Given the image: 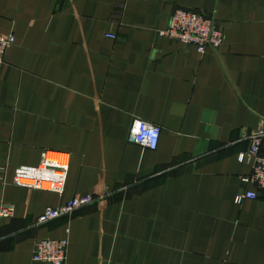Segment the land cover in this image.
I'll return each instance as SVG.
<instances>
[{"label":"crops","instance_id":"crops-1","mask_svg":"<svg viewBox=\"0 0 264 264\" xmlns=\"http://www.w3.org/2000/svg\"><path fill=\"white\" fill-rule=\"evenodd\" d=\"M178 9L214 16L221 48L161 36ZM0 34V264L64 239L66 264H264V190L239 159L264 123V0H0ZM137 120L155 151L128 141ZM45 152L71 158L63 194L13 186Z\"/></svg>","mask_w":264,"mask_h":264},{"label":"built area","instance_id":"built-area-1","mask_svg":"<svg viewBox=\"0 0 264 264\" xmlns=\"http://www.w3.org/2000/svg\"><path fill=\"white\" fill-rule=\"evenodd\" d=\"M161 36L175 40L181 44L193 46L199 54L209 50H219L224 43L222 30L214 16L204 15L184 9H178L171 17L168 27L161 32ZM106 38L116 40L114 34ZM15 43L14 35L0 34V65L5 63L6 55ZM162 130L160 127L144 121L134 122L128 141L150 151H155L160 143ZM242 140L249 143L248 152L241 154V162L252 164V174L244 177L242 182L254 185L264 190V123L256 130L246 133ZM71 158L68 154L59 152H45L38 167L18 168L12 185L28 190L50 191L62 195L66 186L70 170ZM257 192L248 191L236 198V203L256 200ZM98 196H84L74 198L58 208L47 209L38 219L39 225L49 224L55 220L69 218L75 212L96 204ZM12 207L1 208L2 217L12 216ZM69 241L42 240L36 243L32 256V264H66L68 259Z\"/></svg>","mask_w":264,"mask_h":264}]
</instances>
